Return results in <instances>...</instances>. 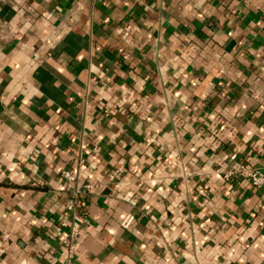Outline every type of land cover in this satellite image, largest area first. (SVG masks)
<instances>
[{"label":"crops","instance_id":"1","mask_svg":"<svg viewBox=\"0 0 264 264\" xmlns=\"http://www.w3.org/2000/svg\"><path fill=\"white\" fill-rule=\"evenodd\" d=\"M0 18V264H264V0Z\"/></svg>","mask_w":264,"mask_h":264},{"label":"built area","instance_id":"2","mask_svg":"<svg viewBox=\"0 0 264 264\" xmlns=\"http://www.w3.org/2000/svg\"><path fill=\"white\" fill-rule=\"evenodd\" d=\"M8 30H9V25L8 23L3 20L2 18H0V41L7 39V35H8ZM96 149V148H95ZM244 168L243 167H239L238 170H236L239 173H243ZM228 174H226L227 176ZM250 183L256 187V188H263L264 189V171L262 170H251L248 171L246 173ZM64 177L68 180H72V176L67 173L64 172ZM77 191V190H76ZM83 193H80V191H77L75 196L77 197V201L79 206L81 207L82 210H84L86 204L83 198H80L82 196ZM68 208L71 209L72 208V202L68 205ZM66 246L68 248H71V244L67 243Z\"/></svg>","mask_w":264,"mask_h":264}]
</instances>
